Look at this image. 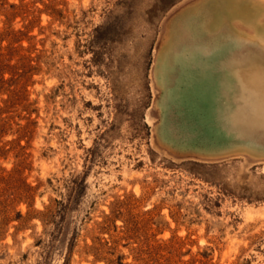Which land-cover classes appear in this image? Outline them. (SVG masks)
Masks as SVG:
<instances>
[{
	"label": "rangeland",
	"instance_id": "obj_1",
	"mask_svg": "<svg viewBox=\"0 0 264 264\" xmlns=\"http://www.w3.org/2000/svg\"><path fill=\"white\" fill-rule=\"evenodd\" d=\"M199 1L0 0V264H264V128L205 98L204 49L162 70Z\"/></svg>",
	"mask_w": 264,
	"mask_h": 264
},
{
	"label": "bare ground",
	"instance_id": "obj_2",
	"mask_svg": "<svg viewBox=\"0 0 264 264\" xmlns=\"http://www.w3.org/2000/svg\"><path fill=\"white\" fill-rule=\"evenodd\" d=\"M194 13H183L177 21L174 22L170 37L171 40L163 50V74L168 72L169 65L174 59H178V41L183 40L188 43V57L197 59V50L201 47L209 46L206 50V55L213 60L223 58H251L253 63L250 71L247 73H239L236 75V80L233 83H228L225 80L218 83V78L215 75L199 79L201 85L205 88V98L216 97V100H211L216 104L217 100L224 98L228 105L231 106L240 98L243 110V120L248 121L251 126L259 125L264 128V52L255 50L253 47L246 48L239 44V39L234 40L228 34L216 35L213 39H208L200 35L193 36L192 22L189 17ZM258 42L264 48V31H256ZM240 38V37H239ZM241 39V38H240ZM238 42V43H237ZM208 48V47H207ZM259 58L261 62L254 61ZM208 101V102H209ZM213 119L220 129L233 130L236 128L232 122L234 121L233 109L227 107L215 108ZM236 114V113H235ZM249 126V127H251Z\"/></svg>",
	"mask_w": 264,
	"mask_h": 264
},
{
	"label": "crops",
	"instance_id": "obj_3",
	"mask_svg": "<svg viewBox=\"0 0 264 264\" xmlns=\"http://www.w3.org/2000/svg\"><path fill=\"white\" fill-rule=\"evenodd\" d=\"M263 11L264 0H200L184 13H194L189 17L190 21L195 15L197 19L201 18L207 22L212 18L213 24L218 27L217 35L225 33L234 40H242L245 37L243 34L246 27L252 25L255 17H261ZM202 49L206 51L209 46ZM252 63L251 58L228 57L218 60L207 58L206 61L197 65L198 73L202 75L200 79L215 75L219 80L218 83L225 80L231 84L235 82L237 74L250 71Z\"/></svg>",
	"mask_w": 264,
	"mask_h": 264
},
{
	"label": "trees",
	"instance_id": "obj_4",
	"mask_svg": "<svg viewBox=\"0 0 264 264\" xmlns=\"http://www.w3.org/2000/svg\"><path fill=\"white\" fill-rule=\"evenodd\" d=\"M3 72L0 70V85L5 86L7 84L6 80L3 77ZM1 151V150H0Z\"/></svg>",
	"mask_w": 264,
	"mask_h": 264
},
{
	"label": "flooded vegetation",
	"instance_id": "obj_5",
	"mask_svg": "<svg viewBox=\"0 0 264 264\" xmlns=\"http://www.w3.org/2000/svg\"><path fill=\"white\" fill-rule=\"evenodd\" d=\"M201 49H202V47H201Z\"/></svg>",
	"mask_w": 264,
	"mask_h": 264
}]
</instances>
